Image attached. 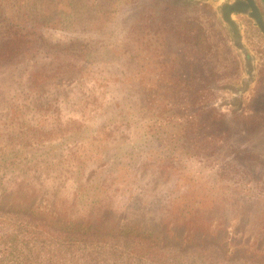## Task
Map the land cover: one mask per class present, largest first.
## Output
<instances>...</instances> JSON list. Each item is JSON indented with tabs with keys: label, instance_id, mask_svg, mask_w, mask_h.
<instances>
[{
	"label": "rangeland",
	"instance_id": "1",
	"mask_svg": "<svg viewBox=\"0 0 264 264\" xmlns=\"http://www.w3.org/2000/svg\"><path fill=\"white\" fill-rule=\"evenodd\" d=\"M84 1H89L92 13L99 15L92 21L94 27H90L91 40L85 42L93 62L87 67L84 57L62 54L60 61H37L21 77L24 90L2 97L9 102L0 122V156L11 153L20 141L30 143L28 152L52 155L49 151L55 152V142L70 135L71 130L80 138L77 145H63L65 160L97 151L104 137H114L115 141L142 137V160L125 184L108 182L115 183L110 185L109 208L99 216L107 223L114 218L136 219L141 224L150 222L160 231L172 229L178 242L190 227H186L176 208L182 200L180 194L186 192L188 185L197 186L184 177L186 172L196 173L203 184L200 191L236 185L264 196V36L255 29L254 21L247 15L241 17L244 39L257 56L259 72L255 81L237 95L243 77L241 59L218 20L221 2L227 0ZM56 2L38 0V6L51 16L62 8ZM82 22L80 19L73 30H44L50 41L63 42L85 36ZM79 63L86 68H78ZM88 71L90 74H86ZM134 75L136 84L130 79ZM116 77L128 82L124 92L137 94L145 107L139 120L131 117L142 126L141 130L130 124L103 126L102 103L121 98ZM67 85H72L69 91ZM30 102L31 111L27 105ZM149 126L161 134L165 147L161 149L163 158L157 161L148 157L158 149L151 150L144 143ZM82 137L93 138L95 147L80 150ZM62 165L69 168L66 161ZM98 167L86 168L89 179L97 170L100 172ZM218 169L224 172L220 176ZM35 170H30L29 176L21 173L7 185H0V198L5 199L7 207L37 208L46 211L48 217L82 213L81 206L75 203L71 176L58 180L40 176ZM185 181L188 183L184 185ZM155 197L171 204L166 223L151 222L147 209L139 215L125 206L137 201L147 208ZM226 213L225 217L215 214L200 229V239H207L211 246L215 237L227 239L231 249L239 252L235 253L238 258L244 251L254 261L261 257L263 207L240 215ZM196 222L191 226H199Z\"/></svg>",
	"mask_w": 264,
	"mask_h": 264
},
{
	"label": "trees",
	"instance_id": "2",
	"mask_svg": "<svg viewBox=\"0 0 264 264\" xmlns=\"http://www.w3.org/2000/svg\"><path fill=\"white\" fill-rule=\"evenodd\" d=\"M56 4L62 8L50 16L46 9L38 6V0H0V122L9 102L2 97L9 92L19 94L20 89L24 90L21 77L27 75L37 61H60L65 54L73 58L84 57L83 61L89 67L94 60L85 43L92 38V21L99 18L98 14L92 13L93 6L84 0H57ZM83 4L85 8L81 7ZM80 19L85 36L52 42L44 30H73ZM84 63L77 64V67L85 69ZM88 72L86 74H90ZM166 77L173 78L171 75ZM136 78L135 75L130 78L133 84L138 83ZM116 80L119 81L118 90L122 91L118 96L122 99H111L112 102L109 99L102 103L103 126L130 124L141 130L142 126L134 123L135 119L131 117L140 118L145 107L138 101L137 94H129V90L124 92L128 82L122 77H116ZM71 87L67 85L66 90ZM30 104H27L29 110ZM70 132V135L55 142V152L49 151L52 155L28 152L30 143L20 141L11 153L0 156V185H7L11 178L16 179L21 173L29 176V171L34 169L47 178L60 180L61 176H71L75 203L81 206L82 212L75 215L69 213L64 218L55 214L48 217L46 211L40 212L37 208L30 210L27 206H20L11 209L6 206L5 199L0 198V264H264V253L255 261L246 251L238 258L235 253L239 252L231 249L227 239L217 240L215 237L212 246L207 239H200V229L206 227L215 214L225 217L226 212H236L240 215L259 207H263L264 214V196L236 185L226 188L213 186L206 188L209 191H200L202 182L196 173L188 171L184 177L197 186L190 188L188 185L186 192L180 194L182 200L176 206L181 220L188 225L186 227L190 226L181 241H176L172 229L160 231L147 221L141 224L136 219L114 218L107 223L99 214L109 208L110 185L115 183L109 185L108 182L125 184L135 172L137 163L142 160V137L120 138L117 141L114 137H104L97 151L84 152L65 160L62 158L63 145H77L80 138L74 130ZM146 132L144 143L149 144L151 150L158 149L148 158L154 161L163 158L161 134L150 126ZM151 142L156 143L151 145ZM94 147L93 138H81L80 150L88 151ZM65 161L69 168L62 165ZM91 165H99L100 172L97 170L89 179L86 168ZM216 171H219V176L224 173L220 169ZM188 182L185 181L184 185ZM164 202L166 200L155 197L147 208L137 201L125 206L137 213L147 209L151 222L162 224L169 220L172 208L170 203ZM163 212L167 213L164 215ZM194 221L199 226H191Z\"/></svg>",
	"mask_w": 264,
	"mask_h": 264
},
{
	"label": "flooded vegetation",
	"instance_id": "3",
	"mask_svg": "<svg viewBox=\"0 0 264 264\" xmlns=\"http://www.w3.org/2000/svg\"><path fill=\"white\" fill-rule=\"evenodd\" d=\"M227 1H235V0H227ZM247 2V0H241ZM254 3L256 4L262 19L264 21V0H254ZM251 7H249V11H251ZM236 15L240 16L238 19L236 18ZM252 19L255 23V29L259 31L260 34L264 36V32L260 28V26L257 24V21L255 18L251 17L247 13H241V12H235L233 14V20L238 25L237 31H239L241 36L240 43L237 40L236 36V30L228 24L222 17L221 13V6L218 12V20L220 24L224 27V31L226 30L227 35L230 38V41L234 47V49L239 53V58L241 59L242 67H243V77H242V85L241 87H238L236 90L238 91L237 95L241 93V91H244L245 88H247L251 83L255 81V78L257 77V73L259 72V64L257 60L256 54L251 50V48L246 44L244 39V25L242 22V16H246ZM241 18V19H240ZM225 34V33H224Z\"/></svg>",
	"mask_w": 264,
	"mask_h": 264
},
{
	"label": "water",
	"instance_id": "4",
	"mask_svg": "<svg viewBox=\"0 0 264 264\" xmlns=\"http://www.w3.org/2000/svg\"><path fill=\"white\" fill-rule=\"evenodd\" d=\"M217 1H222V0H217ZM249 7H251V11H249ZM235 12H241V13H247L251 17L255 18L257 21V24L260 26L262 31L264 32V21L262 19V16L254 3V0H247L241 1V0H235V1H222L221 2V13L223 19L230 24L235 30H236V36L237 40L240 43L241 41V36L239 31H237L238 25L236 22L233 20V14Z\"/></svg>",
	"mask_w": 264,
	"mask_h": 264
}]
</instances>
